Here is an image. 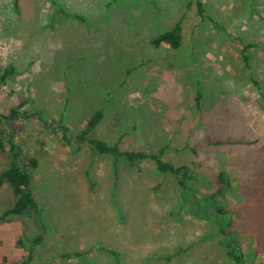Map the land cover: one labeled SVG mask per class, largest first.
<instances>
[{"label":"rangeland","instance_id":"1","mask_svg":"<svg viewBox=\"0 0 264 264\" xmlns=\"http://www.w3.org/2000/svg\"><path fill=\"white\" fill-rule=\"evenodd\" d=\"M200 1L214 23L189 0H0V65L14 68L0 85V113L32 100L55 128L15 126L17 143L41 150L32 187L44 242L28 264H233L213 223L180 211L178 191L152 162L121 165L115 178L111 159L69 150L56 129L75 134L102 108L95 137L124 151L163 148L204 191L219 171L233 187L264 172V0ZM177 22L179 49L149 44ZM250 193L225 200L235 205L242 264H264V189ZM12 200L3 185L0 215ZM6 219L0 264L20 263L27 251L17 239L40 229L27 216ZM73 253L83 254L66 258Z\"/></svg>","mask_w":264,"mask_h":264},{"label":"trees","instance_id":"2","mask_svg":"<svg viewBox=\"0 0 264 264\" xmlns=\"http://www.w3.org/2000/svg\"><path fill=\"white\" fill-rule=\"evenodd\" d=\"M188 4H194L197 9V15L201 19H207L204 15V6L200 0H189ZM16 5V2H15ZM14 5V6H15ZM211 23L213 20L208 17ZM217 26V24H214ZM149 44L153 48L164 46L171 50H177L182 44V33L180 23L177 22L169 28L159 32L150 39ZM250 44L244 45L241 50L243 66L248 67L247 50L251 48ZM14 68L12 66L0 65V85H4L8 78L12 76ZM253 84L260 88L257 80L252 78ZM198 101V96L196 98ZM30 104L33 108H25ZM91 112V111H90ZM104 117L103 109H94L83 124V127L75 134L70 135V130L63 125L58 124L56 129L61 130V140L64 147L69 150L84 149L91 160L99 157H108L112 161V173L116 178L121 165L128 169H139L145 161L153 164L157 174H161L169 179L172 187L178 191V200L180 211L188 210L195 217L202 220L211 221L215 227L218 248L222 253L233 262V264H242L244 254L242 253L241 233L232 230V217L234 216V204L226 202L227 195L232 192L233 195L244 197L250 195V192L262 191L264 189V172L259 171L257 175L246 181H242L237 187H233L226 172L219 171L215 176V186L211 191H204L195 186L196 176L194 172L184 164H173L163 158L164 149L156 152L142 150H121L117 143H108L93 135ZM24 122H32L36 127L55 132L52 127L54 120L48 122V118L40 109L34 106L32 100H25L18 105L11 107L7 114L0 113V155L4 162L0 171V188L7 185L12 193L13 200L9 207L0 215V223L5 222L7 216H27L33 218L39 226L38 231L33 237L26 238L22 235L17 239V245L27 251L26 260L16 264H28L35 258V252L44 242L45 224L35 199L32 178L33 171L38 167L39 150L34 146L24 145L16 142L15 126ZM57 123V122H55ZM53 128V129H50ZM218 144L220 142H214ZM254 142H245L253 144ZM38 150V152L36 151ZM195 181V182H194ZM93 186L91 180L88 181ZM248 192V194H246ZM117 261V253L109 251ZM83 253H73L65 255L70 257H80ZM170 259L169 257L166 260Z\"/></svg>","mask_w":264,"mask_h":264}]
</instances>
